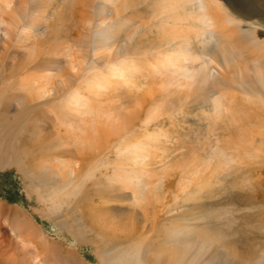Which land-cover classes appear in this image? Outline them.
<instances>
[{
	"label": "bare ground",
	"instance_id": "obj_1",
	"mask_svg": "<svg viewBox=\"0 0 264 264\" xmlns=\"http://www.w3.org/2000/svg\"><path fill=\"white\" fill-rule=\"evenodd\" d=\"M55 1L0 0V169L16 167L24 178L30 173L54 183L48 200L57 207L65 196H80L84 183L98 174L106 177L110 187L120 184L119 190L132 189L135 202L143 203L140 189L152 174L149 163L171 161L158 156L164 148L159 139L163 131L153 134L149 126L173 117L191 98L208 104L210 134L215 138L204 144L202 157L194 156L193 176L200 174L201 164L264 162V41L257 38L254 25L243 31L239 19L228 14L220 0H61L62 11L58 14L54 9L50 14L48 3ZM43 22L54 26L50 30L47 25L41 40H33ZM147 32L155 34L158 45L147 39ZM195 42L196 51L192 50ZM146 71L161 91L132 98L134 107L124 114L104 110L105 90L139 87L133 79ZM173 95L177 98L171 100ZM53 103L58 108L55 118L38 112ZM85 116L92 119L85 122L84 131ZM50 119L68 127L65 137L71 146L57 156L44 134ZM222 135L227 137L221 139ZM92 154L98 158H90ZM50 160L59 161L58 165H49ZM105 161L108 165L101 167ZM72 166L83 168L78 177L82 182L69 181L72 172H66ZM156 202L164 212L163 200ZM3 208L0 204L1 216ZM97 209L93 206L88 213L92 232L129 243L112 254L108 264H258L239 261L221 240L194 234L195 228L184 222L176 224L174 231L163 227L162 239L154 236V226L148 233L144 226L140 239L132 240L138 228L115 225ZM11 215L15 220L17 213ZM9 225L14 227L12 221ZM14 231L22 243L11 242L6 251L1 247L2 262L80 264L78 259L66 260L68 253L50 245L45 236ZM51 253L55 259H48Z\"/></svg>",
	"mask_w": 264,
	"mask_h": 264
},
{
	"label": "rangeland",
	"instance_id": "obj_2",
	"mask_svg": "<svg viewBox=\"0 0 264 264\" xmlns=\"http://www.w3.org/2000/svg\"><path fill=\"white\" fill-rule=\"evenodd\" d=\"M220 1L228 14L236 20L239 19L243 31L250 30L254 25L255 27L252 29H254L257 38L264 41V0ZM61 3V0L48 3L50 5L48 12L52 14L56 9L59 14L63 8L58 7L62 5ZM140 18L147 19V15H140ZM47 25H50V30L54 26L52 22H43L38 26L39 33L33 40H41L40 36L47 30ZM55 28L60 29L61 27L56 25ZM70 33L71 39H73L74 32ZM147 33H149L146 34L147 39H150L152 44L158 45L155 34ZM145 40L140 43L144 44ZM193 45L192 50L196 51V42ZM136 75V79L133 80L139 87L123 85L120 88L116 86L105 90L103 92L105 94H101L105 111L124 114L134 107L132 98L141 99L144 95L143 92L157 93L161 91V85L153 83L154 80L150 79L152 75H149L147 71ZM2 77L3 75L0 74V80ZM175 98L177 95H173L171 100ZM188 104L182 110L183 112L180 111L173 115L174 118L163 117L161 119L163 123H154L149 126L150 132L153 134L163 131L161 134L163 136L159 139L163 142L164 148L157 155H162L164 158H168L167 161H171L169 163L158 162L157 165L154 161L149 163L152 174L143 180L140 189L143 191V203L135 202L132 189L119 190L120 184L116 188L110 187L111 184L106 177L98 174V178H92L91 181L84 183L80 196L71 195L70 198L65 196L62 204L57 207L48 200L55 187L54 183L38 180L30 173L25 175V179L16 167L0 169V204L5 207L2 216L0 214V264H9L6 261H1L4 259L1 258V250L4 247L6 251L12 246L11 242L22 243L14 230H19L18 233L26 232L38 234L41 237L45 236L50 245L61 248L60 250L65 255L68 253L66 260L70 262L78 259L80 264H108L113 255L126 248L129 243L123 242L122 239L114 241L110 236V239H103L92 232L93 219H90L88 213L93 206H97V211L108 217L115 225L125 227L127 230L138 228L140 232L132 240L140 239L139 236L144 230V226L147 227L145 229L147 233L154 226L156 228L154 236L162 239L163 227L166 229L173 227L174 231L177 230L174 228L176 224L185 223L189 228H195L194 234L215 238L217 241L221 240L220 242L227 250L229 249L228 251L237 255L239 261L264 264V162L258 164L254 161L253 163H232L219 166L201 164L200 174H197V177L193 176L195 168L190 165L196 163L193 162L194 156L202 157L206 153L203 149L204 144L215 142V138L210 134L213 124L210 120L212 111L207 106L208 104L200 103L195 98H191ZM36 106L37 103H34L33 107ZM49 106L38 110V112L42 110L43 113L45 112V116L49 115L55 118L56 115H53L56 111L58 115V108L54 103ZM12 116L13 112L8 115L10 118ZM91 119L92 116L82 118L84 131L88 127L85 122ZM49 122L50 125H46L44 134H46L45 137H48L49 146L52 145V153L57 156L71 146L65 137L67 132L65 130L68 127L62 126L60 120L50 119ZM225 137L227 136L222 135L221 139H225ZM30 140L31 138L25 141L28 148V145H31ZM192 151H195L196 154ZM182 153L183 156L186 154L185 159L190 161L183 160ZM71 156L73 155L66 157L71 158ZM90 158L98 157L92 154ZM111 159H115V156H111ZM57 162L50 160L51 164L49 163V165H58ZM103 165H108V162L105 161L101 167ZM82 169L75 170L72 166L66 172L68 175L72 172L69 181L73 180L74 184L82 182L78 178ZM104 171L103 169L102 172ZM108 171L110 172V169ZM31 180L32 182H28ZM140 198L139 195V200ZM158 199L163 200V205L167 206L164 212H162V206L156 202ZM14 212L17 213V216L15 220H12L14 217L11 214ZM156 214L158 218L154 220L155 216L153 215ZM10 221L14 227L9 225ZM40 238L36 240H41ZM1 247L3 248L1 249ZM234 247L239 250H234ZM49 255L48 259L56 258V255L52 253ZM69 255L71 256L69 257ZM6 259H8L7 256Z\"/></svg>",
	"mask_w": 264,
	"mask_h": 264
}]
</instances>
